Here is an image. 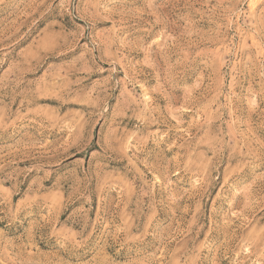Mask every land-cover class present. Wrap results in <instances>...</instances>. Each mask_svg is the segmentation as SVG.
I'll list each match as a JSON object with an SVG mask.
<instances>
[{
  "label": "rangeland",
  "instance_id": "1",
  "mask_svg": "<svg viewBox=\"0 0 264 264\" xmlns=\"http://www.w3.org/2000/svg\"><path fill=\"white\" fill-rule=\"evenodd\" d=\"M0 264H264V0H0Z\"/></svg>",
  "mask_w": 264,
  "mask_h": 264
}]
</instances>
